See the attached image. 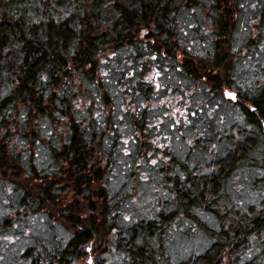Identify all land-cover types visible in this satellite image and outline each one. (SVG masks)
Wrapping results in <instances>:
<instances>
[{"label": "trees", "instance_id": "trees-1", "mask_svg": "<svg viewBox=\"0 0 264 264\" xmlns=\"http://www.w3.org/2000/svg\"><path fill=\"white\" fill-rule=\"evenodd\" d=\"M262 40L264 0H0V233L42 219L16 263L264 264ZM180 225L210 244L176 259Z\"/></svg>", "mask_w": 264, "mask_h": 264}, {"label": "rangeland", "instance_id": "rangeland-1", "mask_svg": "<svg viewBox=\"0 0 264 264\" xmlns=\"http://www.w3.org/2000/svg\"><path fill=\"white\" fill-rule=\"evenodd\" d=\"M200 19L206 18L205 11L200 12ZM247 26V23L244 22L243 28ZM245 34H242L241 36H246V30L244 31ZM241 36H239L241 38ZM254 38H258L257 34L254 36ZM263 41V40H262ZM260 41V44L261 42ZM245 40H237L236 45L243 44ZM260 53L254 52L253 58L258 62L256 66L253 63H251L250 66L247 65H240L238 68V77L242 80L248 79L253 73L255 72L253 67H258L259 64H261L264 61V41L261 44V48L259 49ZM250 63V62H249ZM238 67V66H237ZM191 91V90H190ZM234 91L235 90H231ZM162 92H159L158 95H160ZM188 95H191L192 99H200L201 96L203 97L202 92H195L192 90V92H189ZM201 98V99H202ZM157 103L159 104V107H166V103L162 101V99L157 98ZM213 103V102H212ZM218 111L221 113L226 111V119L227 121L231 122L230 118H234V114L237 112L236 109L233 106H226L221 107L218 106ZM228 116L230 118H228ZM192 131V129H190ZM187 132V130H186ZM181 145V144H180ZM182 145L180 146V148ZM234 185L237 186V189L234 191L237 193H242L240 196L245 200L246 203L252 204L253 202H257L259 195L255 194L251 190V186L249 183H247L246 179L240 178V176L233 177ZM11 189L6 186L0 185V221L4 215V207H8L5 203H9L10 194L9 192ZM139 194V191L138 193ZM136 194V195H137ZM152 202V197L150 195L143 194L141 196L137 195L135 198L128 200L126 203L130 207H139L138 209H141L142 213L147 212V205ZM139 212V210L137 211ZM137 214V213H135ZM42 219L40 217H30L26 218L24 220H21L17 226L13 227H3L6 228L0 233V260H2L3 263H11V264H17L16 261L19 259L21 251H23L28 245H31V239H32V231L31 228L34 225H40ZM209 224L215 223L214 220L212 222V219H208ZM35 223V224H34ZM184 224V223H182ZM58 233L60 236L67 237L69 234L68 230L63 229L62 227H58ZM0 230H2V227H0ZM57 231V230H56ZM206 233H201L200 231H194V230H188V226L186 225H180L178 231H173V233L170 235V237H173V241H170V245H173L172 252L176 259H185L189 254L201 252L203 251L209 244L210 239L205 237ZM10 258H6V257ZM20 263V262H19ZM73 264H126L124 263V259L122 257V253L120 251H111L106 254H101L96 249V244L92 243L85 246L82 252V257L80 259H77L74 261Z\"/></svg>", "mask_w": 264, "mask_h": 264}, {"label": "snow or ice", "instance_id": "snow-or-ice-1", "mask_svg": "<svg viewBox=\"0 0 264 264\" xmlns=\"http://www.w3.org/2000/svg\"><path fill=\"white\" fill-rule=\"evenodd\" d=\"M225 95L228 96L229 98L233 99V100L236 99V95L232 92H226Z\"/></svg>", "mask_w": 264, "mask_h": 264}]
</instances>
